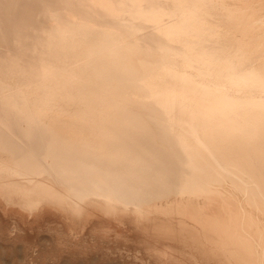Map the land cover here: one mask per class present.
<instances>
[{
	"label": "bare ground",
	"instance_id": "obj_1",
	"mask_svg": "<svg viewBox=\"0 0 264 264\" xmlns=\"http://www.w3.org/2000/svg\"><path fill=\"white\" fill-rule=\"evenodd\" d=\"M35 237L59 264H264V0H0L12 264Z\"/></svg>",
	"mask_w": 264,
	"mask_h": 264
},
{
	"label": "rangeland",
	"instance_id": "obj_2",
	"mask_svg": "<svg viewBox=\"0 0 264 264\" xmlns=\"http://www.w3.org/2000/svg\"><path fill=\"white\" fill-rule=\"evenodd\" d=\"M10 241V240H9ZM11 242V241H10ZM10 242L8 243V240L5 238L1 239L0 242V264H3L4 260H6L7 263L10 262V264H12V262L15 260H13V257H17L19 256L21 253L20 252H16L15 250L19 249V245H20V240L18 237H15L13 239V243L15 246H17L18 248L15 249L13 251L12 249H5V247L7 246V244H10ZM34 242V243H33ZM29 243H33L34 245L31 247V250L29 251V256L27 257L26 260H20V259H16V261L13 264H59V260L54 261L53 258H44V257H38V256H30V254L32 253V251L34 250L33 248H35L36 246H40L39 248H44V245H42V243L38 240L37 237L32 239V242ZM46 255V252H45ZM23 256V255H22Z\"/></svg>",
	"mask_w": 264,
	"mask_h": 264
}]
</instances>
